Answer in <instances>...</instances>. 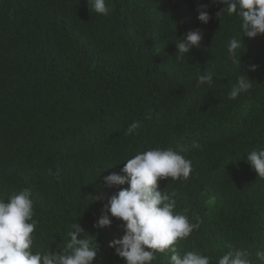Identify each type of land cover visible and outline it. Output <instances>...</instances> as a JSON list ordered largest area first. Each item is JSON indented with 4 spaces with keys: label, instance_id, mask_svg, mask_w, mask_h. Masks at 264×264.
<instances>
[{
    "label": "trees",
    "instance_id": "1",
    "mask_svg": "<svg viewBox=\"0 0 264 264\" xmlns=\"http://www.w3.org/2000/svg\"><path fill=\"white\" fill-rule=\"evenodd\" d=\"M106 4L102 16L88 0H0V198L31 190L34 251H59L79 223L100 245L94 264H126L108 246L123 236V222L94 223L129 185L108 188L103 177L126 175L125 160L140 152L171 148L193 172L187 181H158L160 189L199 225L178 251L216 264L231 246L259 264L264 179L247 153L264 149V35H243L241 19L226 9L218 17L226 7L218 0ZM201 5L207 24L197 18ZM189 31L202 39L177 59L176 42ZM233 38L242 41L240 69L227 53ZM206 72L212 85H198ZM240 73L251 88L230 100ZM136 121L138 134L125 135ZM193 141L201 148L182 152ZM152 264H168V256L157 253Z\"/></svg>",
    "mask_w": 264,
    "mask_h": 264
},
{
    "label": "clouds",
    "instance_id": "2",
    "mask_svg": "<svg viewBox=\"0 0 264 264\" xmlns=\"http://www.w3.org/2000/svg\"><path fill=\"white\" fill-rule=\"evenodd\" d=\"M226 7L217 16H222L225 9L229 16L237 15L241 19L243 35L256 38L264 35V0H218ZM91 12L107 16L110 8L106 0H88ZM207 5L198 8V20L207 24L211 16L206 11ZM202 35L199 31L187 32L183 39L176 42L177 59L184 54L189 56L191 49L199 46ZM241 40L233 38L227 53L234 65L241 66ZM257 66L250 65L255 71ZM240 72V71H239ZM247 75H240L232 86L229 99L235 100L251 88ZM213 83L211 73L198 76V85ZM147 118H151L150 116ZM141 123L129 125L125 135L138 134ZM201 145L193 141L182 152L199 149ZM121 170L126 175L112 173L103 177L106 187L128 184L110 197L95 221L94 227H111L112 218L121 220L123 236L109 242L115 254L124 259L126 264H152L157 253L168 256V264H211V257L197 251L181 254L177 242L189 237L198 224L190 222L187 215L175 211L177 201L173 194L160 189L158 181L171 178L174 181H187L192 172V161L181 152L171 148H151L125 160ZM247 162L264 179V149L247 153ZM187 211V210H185ZM34 201L29 188L10 195L6 200L0 198V264H94L100 249L94 236H84L85 230L79 223L69 226L66 245L59 251H34L35 229ZM222 257L216 258V264H253L250 253L246 250L231 248ZM259 264H264V251H257Z\"/></svg>",
    "mask_w": 264,
    "mask_h": 264
}]
</instances>
